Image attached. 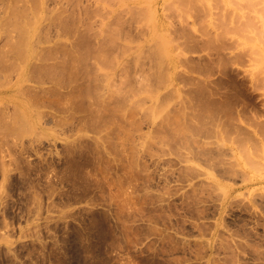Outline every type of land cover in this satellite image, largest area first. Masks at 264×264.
Returning a JSON list of instances; mask_svg holds the SVG:
<instances>
[{
  "label": "rangeland",
  "instance_id": "rangeland-1",
  "mask_svg": "<svg viewBox=\"0 0 264 264\" xmlns=\"http://www.w3.org/2000/svg\"><path fill=\"white\" fill-rule=\"evenodd\" d=\"M2 1L0 115L28 133L1 116L0 264H264V61L239 34L163 0L160 39L135 0Z\"/></svg>",
  "mask_w": 264,
  "mask_h": 264
},
{
  "label": "bare ground",
  "instance_id": "bare-ground-1",
  "mask_svg": "<svg viewBox=\"0 0 264 264\" xmlns=\"http://www.w3.org/2000/svg\"><path fill=\"white\" fill-rule=\"evenodd\" d=\"M4 1V0H3ZM2 1V2H3ZM17 1V0H16ZM136 1V3L138 4V5H140V6H142V5H144L145 6V8H144V10H146L147 8V11H149V13H150V15L148 16V18L149 19H146L147 20V23H148V21L150 22V25L149 26H151L150 28H151V35H152V37H153V39H154V36H156V39H160L161 37H162V34H161V29L163 28H165V30H167L168 31V23H166V22H160L159 21V19H158V15H157V13H156V11L154 10V6H155V4H153V7L152 8H150V7H148L149 6V4L153 1V0H135ZM0 2H1V0H0ZM11 4H12V0H10L9 1ZM154 3H155V0H154ZM163 3H164V5H165V7L167 8V9H169V10H173V11H176V12H178L179 14H180V16H182V17H184V16H191L192 14H193V11H194V9L195 8H197V7H199V8H201V9H206L207 11H208V13H209V15H208V19H209V21H211V23H212V26L213 27H215L214 26V24H213V21L216 19V21H215V24H217L220 28H221V31H220V34L221 35H223V34H228L229 32H231L232 30L233 31H235L236 32V34H239V36L243 39V42L246 44V45H248L249 46V48H250V50H251V52L254 54V55H257V56H259L260 57V59L262 60V61H264V0H178V1H175V0H163ZM9 5V4H8ZM12 6V5H11ZM12 8V7H11ZM10 8V9H11ZM12 10V9H11ZM39 13H40V11L39 10H37ZM248 12V13H247ZM12 13V12H11ZM22 13H23V11H22ZM37 13V12H36ZM37 14L36 15V17H35V15H34V18H35V20H36V18L38 17V15H39V18L41 17L40 16V14ZM145 13H146V11H145ZM148 13V12H147ZM146 13V14H147ZM42 14V13H41ZM218 15V17H216ZM146 16V15H145ZM236 16H238L239 17V19H235L236 18ZM16 17H18V16H16ZM50 17V16H49ZM48 17V18H49ZM145 17H143L142 19H144ZM147 18V17H146ZM21 20L20 18H16L15 19V22H13V24L14 25H16V22H17V25H19L20 26V24H19V20ZM41 19V18H40ZM39 19V20H40ZM13 20V19H12ZM17 20V21H16ZM24 20V19H23ZM30 20H31V18H30ZM33 20V22H34V19H32ZM38 20V18H37V22L39 21ZM10 22H11V20H9ZM24 21H26L27 22V20H24ZM24 21L22 22L23 23V25L24 24H26V23H24ZM236 21H238V22H236ZM4 22H5V24H4ZM3 22V24H4V26H6V20ZM7 22H8V20H7ZM21 22V21H20ZM32 21H31V23H33ZM36 22V23H37ZM144 22H146L145 21V19H144ZM240 22V23H239ZM241 22H244V25H242L241 24ZM35 23V24H36ZM203 23H205V22H201V24H203ZM210 23V24H211ZM3 24H2V26H3ZM28 24V23H27ZM26 24V25H27ZM16 25V26H17ZM22 25V24H21ZM29 25H33V24H29ZM28 25V26H29ZM1 26V27H2ZM8 27H9V24L7 25ZM6 26V27H7ZM11 26V25H10ZM13 26V25H12ZM12 27L13 29H15V30H20L22 27H20V29H19V26H17V27ZM23 27L22 29H26L27 31L29 30L28 28H30L31 26H29V27ZM243 26V27H242ZM1 27H0V29H1ZM6 27H2L3 29H7ZM38 27V26H37ZM37 27L35 28L36 29V31H37ZM39 28H40V26H39ZM42 28V27H41ZM9 29H11V28H9ZM22 29H21V31H22ZM2 30V29H1ZM0 30V31H1ZM18 30H17V32H18ZM38 30H40V31H38L39 33H41V29H38ZM7 31V30H6ZM6 31H4L3 30V32H6ZM12 31V35H14V32L15 31H13V30H11ZM19 32V33H17V32H15V33H17L18 34V36L19 37H21V35H23L25 32V30L23 31L24 33L22 34V32ZM26 31V36L25 35H23V36H25V37H22L23 39H22V43H24L23 45H25V47L23 46V48H25V50H27L28 49V52H29V50L30 49H32V47H34L33 45H31V39L27 36V35H30V34H28V32ZM32 31V30H31ZM45 31H46V29H45ZM244 31H246L248 34H246ZM8 32H10V30L9 31H7L6 33H8ZM2 33V32H1ZM30 33V32H29ZM33 33V32H32ZM34 33H35V36H36V34H37V32H35L34 31ZM46 33H47V31H46ZM5 34V33H4ZM42 34L44 35L45 33L44 32H42L41 33V37H40V34H38L39 35V41H41L40 39L42 38ZM9 35V34H8ZM8 35H6L7 37H8ZM38 35L36 36V37H38ZM47 35V34H46ZM15 36V35H14ZM14 36H12V39H13V37ZM17 36V35H16ZM16 36L14 37V38H16ZM17 36V38H16V40L14 41V43H12V41H11V37H10V39H9V37H8V39L11 41L9 44H11L12 43V46H13V52L15 51L16 52V50L17 49H19L20 47H21V45H22V43L21 44H18L20 41V39H19V37ZM35 38V37H34ZM33 38V39H34ZM46 38L48 39V40H46L45 38H44V42H45V40H46V42L48 41V42H50V40H49V38H48V36H46ZM17 39H18V42H17V44L18 45H16L15 47H16V49L14 48V45H15V43H16V41H17ZM33 39H32V41H33ZM38 38H36L35 40V42H37L38 40H37ZM43 40V39H42ZM38 41V42H39ZM6 42H7V44H8V40H6ZM6 42H5V44H6ZM37 42V43H38ZM37 43H35V45H37ZM163 42H159L158 44H157V46H158V49H159V51H157L158 53H160V54H162V53H165L166 52V46H164V44H162ZM6 44V45H7ZM8 44V45H9ZM14 44V45H13ZM47 44V43H46ZM50 44V43H49ZM58 44H60V43H58ZM7 45V46H8ZM19 45H20V47H19ZM42 45V44H41ZM61 45H63V44H61ZM5 46V45H4ZM3 46V49H5V47ZM12 46L10 47V46H8V48H9V50L7 51V49H5L7 52H8V56H10V54H12V51H11V53H9V51L12 49ZM51 46V45H50ZM19 47V48H18ZM40 46H39V44H38V48H39ZM43 46H41L40 48H42ZM52 47H54V46H52ZM63 47V46H62ZM62 47H60V49L62 48ZM1 48V47H0ZM22 47H21V49H22V51L24 50ZM27 48V49H26ZM44 48V47H43ZM57 48H59V47H57ZM2 49V48H1ZM20 49V50H21ZM45 49H52L51 47L49 48H45ZM63 49V48H62ZM4 50V51H5ZM20 50H18L17 51V53L18 52H20ZM24 50V51H25ZM35 50V49H34ZM44 50V49H43ZM3 51V50H2ZM31 51V50H30ZM37 51V50H36ZM38 51H39V49H38ZM52 51V50H51ZM169 51H168V49H167V52L166 53H168ZM1 53V52H0ZM2 53H6V52H2ZM23 53L24 52H22V55H23ZM26 53V52H25ZM30 53V52H29ZM31 53H34V51H33V49H32V52ZM38 53H43V51L42 52H38ZM45 53V52H44ZM48 53V52H47ZM50 53V52H49ZM65 53H67V51H63V54L65 55ZM68 53H70L71 54V51L70 50H68ZM16 54V53H15ZM76 54V53H75ZM0 55H2V54H0ZM17 55V57L18 58H21L22 57V55H21V53H18V54H16ZM15 55V56H16ZM26 55V54H25ZM35 55V54H34ZM48 55V54H47ZM3 56L5 57V56H7V53L4 55L3 54ZM8 56L6 57L7 59H10V58H8ZM12 56V55H11ZM10 56V57H11ZM20 56V57H19ZM38 56V55H37ZM44 56V55H43ZM42 56V57H43ZM45 56H46V54H45ZM50 56V55H49ZM52 56V55H51ZM71 56H73V55H71ZM2 57V56H1ZM4 57H3V61L2 62H4V61H6L7 59H4ZM13 57V56H12ZM30 57H31V55H30ZM29 57V58H30ZM42 57H40L41 59H42ZM48 57V56H47ZM53 57H55V56H52L51 58H53ZM16 58V57H15ZM27 58V57H26ZM26 58H25V60H26ZM34 58H36V57H34ZM39 58V60L41 61V59ZM22 59V58H21ZM32 59H33V57H32ZM44 60H46V58L44 57L43 58ZM42 59V61H44ZM48 59H50L49 57L47 58V61H48ZM34 60V59H33ZM9 61V60H8ZM8 61H7V63H5V64H8ZM17 61V63L18 64H16L17 66L18 65H21L22 66V62L24 61V57H23V59H22V62L20 61H18V59L16 60ZM37 59L35 60V62L37 63ZM41 61V62H42ZM46 61V62H47ZM33 62V61H32ZM31 62V63H32ZM35 62L34 63H32L33 64V66H35L34 64H35ZM41 62H38V63H41ZM3 63V64H4ZM9 63H11V62H9ZM12 63H14V62H12ZM11 63V64H12ZM20 63V64H19ZM24 63V62H23ZM26 63V62H25ZM28 63V62H27ZM30 63V62H29ZM30 63V64H31ZM10 64V65H11ZM15 64V63H14ZM13 64V65H14ZM31 64V65H32ZM9 65V64H8ZM29 65V64H28ZM52 65H54V63L52 64ZM15 66V65H14ZM16 66V67H17ZM21 66H19V67H21ZM24 66V65H23ZM22 66V67H23ZM32 66V67H33ZM22 67H21V69H22ZM47 67H48V64H47ZM31 68V67H30ZM51 68H53V67H51ZM19 69V68H18ZM18 69H16V70H18ZM31 69H33V68H31ZM31 69H30V71H31ZM9 70V69H8ZM28 70V69H27ZM7 70H5V72H6ZM11 71V70H10ZM2 72V71H1ZM4 72V73H5ZM16 72V71H15ZM19 70H18V74H19ZM24 72H25V70H24ZM3 73V72H2ZM3 73V74H4ZM9 73H11V75H12V72H8L7 74L8 75H10ZM7 74H5V77H4V79L1 77L2 76V74L0 75V77L3 79L2 80V82L4 81V80H6L5 82L7 83V79H5V78H8L7 76ZM16 74V73H15ZM28 74V73H27ZM26 74V75H27ZM31 75L33 74V73H30ZM17 75V74H16ZM25 75V76H26ZM29 75V74H28ZM21 77H22V75H21ZM24 77V76H23ZM21 78L22 80L24 79L25 80V77L24 78ZM29 77V76H28ZM10 78V77H9ZM17 79H19V77L17 78ZM29 79V78H28ZM9 80V79H8ZM27 80V79H26ZM30 80V79H29ZM0 82H1V80H0ZM4 82V83H5ZM23 82V83H22ZM21 82V84H24V81H22ZM27 82H29V81H27ZM3 83V84H4ZM11 82H9V84H10ZM17 83V82H16ZM18 83H20V82H18ZM25 83H26V81H25ZM2 84V83H1ZM2 84V85H3ZM9 84H6L7 86L9 85ZM2 85H1V87H2ZM19 85V84H18ZM25 85V84H24ZM20 86H22V85H20ZM20 86L18 87V88H20ZM13 87H15V84H14V86ZM22 87H24V86H22ZM25 88V87H24ZM28 87L26 86V89H27ZM21 89V88H20ZM9 90V89H8ZM10 90H12V89H10ZM17 91V90H16ZM23 91V89H21V92ZM24 91L25 92H27V90H25L24 89ZM9 92H11V91H9ZM8 92V93H9ZM18 93H19V91H17ZM24 92V95L26 94ZM12 93V92H11ZM29 93V92H28ZM5 95H6V93H4ZM13 94V93H12ZM12 94H11V96H12ZM15 95H16V92L14 93ZM13 94V95H14ZM30 94V93H29ZM1 95V94H0ZM4 95V96H5ZM8 95L9 94H7L6 96L8 97ZM19 95V94H18ZM17 95V96H18ZM27 95V94H26ZM2 96H3V94H2ZM10 96V97H11ZM22 96H23V93H22ZM27 96H29V95H27ZM26 96V97H27ZM30 96H31V94H30ZM30 96H29V98H30ZM1 97V96H0ZM25 97V96H24ZM25 97V99L26 100H28V98H26ZM19 98H20V96H19ZM22 98V97H21ZM12 99H13V96H12ZM11 99V100H12ZM15 99H16V96H15ZM32 103H34L33 105H35L36 103H35V101H33V96H32ZM30 99V100H31ZM2 100H4L3 99V97H2ZM10 99H9V101H10V103L12 102ZM14 100V99H13ZM17 100L19 101V99H18V97H17ZM17 100H15L16 102H18ZM23 100V102H25L26 100H24V99H22ZM21 100V101H22ZM0 101H1V98H0ZM5 102V101H4ZM6 102H8V101H6ZM22 102V103H23ZM28 102V101H27ZM27 102H25L24 104H27ZM18 103H21V102H18ZM31 103V102H30ZM30 103H29V105H28V107L30 106ZM31 103V104H32ZM2 104H3V102H2ZM2 104H0L1 106H2ZM8 104V103H7ZM14 105H15V103H13ZM17 104V103H16ZM39 104V103H38ZM38 104H36V106L38 105ZM4 105V104H3ZM9 105V104H8ZM33 105H31V107L33 106ZM16 106V105H15ZM17 106H19V104H17ZM36 106H35V108H36ZM22 107H24V105L22 106ZM22 107H20V108H22ZM31 107H29V108H31ZM34 107V106H33ZM32 107V108H33ZM37 107H39V106H37ZM18 108V107H17ZM19 108V109H20ZM24 108H26V107H24ZM31 108V109H32ZM18 109V110H19ZM37 109V108H36ZM35 109V110H36ZM39 109V108H38ZM37 109V110H38ZM21 110V109H20ZM23 110V111H22ZM21 110V112L19 111V113L17 112V115L14 117V119H13V122L12 123H14V124H17V126L19 125L20 126V128L22 129L21 131H23V129H25V128H22V122L24 123V122H26V124H27V127H29L28 129L30 130V131H32V128L34 127L35 129H36V125H38L37 124V122L35 123L36 125H34L33 127H31L30 128V125H29V121H33L34 120V113H35V111L33 112V114L31 115V118H30V120L28 121V123H27V119H26V117H28V115H26L25 116V114H27L26 112H25V109H22ZM26 110H27V108H26ZM28 110H30V109H28ZM28 110H27V112H28ZM2 111V110H1ZM32 111H33V109H32ZM2 112H4V111H2ZM9 113H11V112H8V113H6V114H8L9 115ZM14 113V112H13ZM25 113V114H24ZM31 113V112H30ZM30 113H28V114H30ZM36 113H37V111H36ZM35 113V115H38V114H36ZM2 115H3V113H2ZM2 115H0V119H1V116ZM5 115V114H4ZM9 116H11V115H9ZM32 116H33V119H32ZM39 116V115H38ZM3 117V116H2ZM5 117V116H4ZM3 117V118H4ZM6 117H7V115H6ZM30 117V116H29ZM29 117H28V119H29ZM11 118H12V116H11ZM36 118V117H35ZM5 119V118H4ZM18 119H19V121H18ZM32 119V120H31ZM38 119V118H37ZM6 120L7 119H5V120H3L2 122H1V124L3 123H5V125H3V127H5L6 126V128H3V131L4 132H9V130L10 129H13L14 128V131H15V126L13 127V128H10L12 125L10 124L11 123V121H10V117L8 118V120H9V122H8V124H10V126L6 123ZM7 120V121H8ZM39 120V119H38ZM20 121H22L21 123H20ZM8 125V131H6L7 130V125ZM26 124L24 123V126L26 127ZM31 125L33 124V122L32 123H30ZM18 126V127H19ZM23 126V127H24ZM38 127V126H37ZM5 129V130H4ZM35 129H33V131L35 130ZM25 130H27V129H25ZM28 130V131H29ZM38 130V129H37ZM10 131H12V130H10ZM14 131H13V133H14ZM18 131V130H17ZM17 131H15V133L14 134H16V132ZM0 132H2V125H1V131ZM4 132H2L1 134H4ZM6 133H5V136H6ZM18 133H20V134H22V136H24V134L23 133H28V132H20V131H18L17 132V134ZM10 132H9V135H8V133H7V136H10ZM30 134V133H29ZM33 134V133H32ZM26 135V134H25ZM12 136V135H11ZM20 136V135H19ZM21 137V136H20Z\"/></svg>",
  "mask_w": 264,
  "mask_h": 264
}]
</instances>
